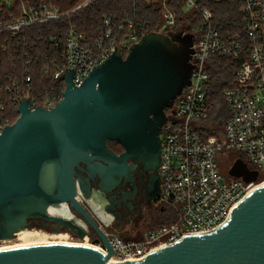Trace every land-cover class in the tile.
<instances>
[{"label":"water","instance_id":"95a60500","mask_svg":"<svg viewBox=\"0 0 264 264\" xmlns=\"http://www.w3.org/2000/svg\"><path fill=\"white\" fill-rule=\"evenodd\" d=\"M194 42L193 33H147L126 57L116 47L80 87L73 81L75 70H66L64 97L54 108L31 110L28 99L21 101L18 120L0 136V241L14 239L36 219L85 238L76 221L50 215L52 206L66 203L86 219L99 237L95 242L101 239L109 254L84 245H36L0 251V264H111L112 245L84 206L90 178L102 171L94 160L109 163L104 171L114 175L130 161L146 164L158 174L155 196L161 194L160 132L166 111L191 85ZM108 142L126 151L118 156ZM228 175L259 181L258 171L242 159ZM112 264H264V186L214 232L186 237L142 261Z\"/></svg>","mask_w":264,"mask_h":264},{"label":"built area","instance_id":"2783aa9c","mask_svg":"<svg viewBox=\"0 0 264 264\" xmlns=\"http://www.w3.org/2000/svg\"><path fill=\"white\" fill-rule=\"evenodd\" d=\"M21 11L14 12L13 5H0V36L21 40L27 29L58 22L72 13L99 0H86L73 11L64 13L60 8L41 3L38 6L25 5L21 0ZM137 1V0H134ZM159 3L165 26L175 27L178 22L176 10L170 0H145ZM181 9L198 13L201 23L195 32L192 62L195 70L191 85L180 95L172 111L167 113V122L160 132L161 138V194L156 203L177 208L178 217L169 224L153 229L140 237L124 240L117 233L102 231L114 250V263L142 261L150 253L174 245L184 238L214 232L229 219L236 208L258 185L247 183L242 178L223 174L219 159L223 153L237 152L251 171H258L259 179L264 177V0H239L244 16L246 43L240 35L224 34L214 23L213 12L201 5L206 0H174ZM219 3L222 0H207ZM8 9L9 12L5 11ZM103 31L94 41H89L71 25L59 56L47 66L44 73L51 75L63 88L61 98L53 97L41 106L31 98L32 78L25 72L21 82L6 76L0 79V136L6 126L13 125L12 110H19L21 101L28 99L29 107L54 108L64 97L67 86L66 70H75L73 78L77 87L92 73L94 67L102 65L113 52H129L138 43L139 34L134 19L127 15L123 24L117 26L112 16L102 20ZM173 31V30H172ZM120 35H124L122 39ZM9 40H6L5 45ZM6 47V46H5ZM4 47V49H5ZM54 47L60 49L61 42ZM214 56L230 57L236 61L244 58L237 70V84L224 92L225 102L230 110L224 135L206 137L201 132V123L209 118L207 85L210 81L208 61ZM18 118L20 116L17 112ZM90 241L91 234L84 228ZM79 238V237H78ZM81 239V238H80ZM99 239V237H98ZM93 244L106 256L109 250L100 239ZM110 260V261H111Z\"/></svg>","mask_w":264,"mask_h":264},{"label":"trees","instance_id":"16d2710c","mask_svg":"<svg viewBox=\"0 0 264 264\" xmlns=\"http://www.w3.org/2000/svg\"><path fill=\"white\" fill-rule=\"evenodd\" d=\"M21 1L25 5L31 6H38L44 2L50 6L60 8L64 13H69L86 0ZM169 3L176 10L178 17L174 31H178L179 24L184 21L185 24L189 22L191 26L187 27L185 31L195 32L201 23V17L198 13L183 17L181 5H177L174 0H170ZM201 6H205L213 12L214 23L222 33L240 35L246 43L244 16L241 12L239 0H222L219 3L206 0L205 4ZM13 8L16 14L20 13L21 4L18 0L13 4ZM5 11L9 12L6 7ZM105 15L112 16L117 26L123 24L125 17L130 15L136 23L139 40L150 32L163 34L168 32V30L162 31L165 22L159 3H148L145 0H99L58 22L27 29L21 40L0 36V79L10 76V78L22 82L25 79V72L29 70L33 87L30 94L31 98L41 106H45L47 100L53 97L61 98L63 88L53 81L51 75L44 73V66L49 65L53 59L59 56L71 25L75 26L77 31L85 35L89 41H94L103 31L102 20ZM123 37L124 35L119 36L120 39ZM7 39L9 42L5 45ZM55 41L61 42L60 49L54 47ZM123 56L126 57L127 52H124ZM245 59L236 61L230 57L214 56L208 61L210 76L207 85L209 118L201 123L200 128L206 137H223L225 126L230 119V110L225 102L224 92L237 84V70L240 63ZM12 114V123L14 124L18 120V114L15 110H12ZM236 156L238 159L244 158L243 155ZM263 181L264 177L260 178L258 183Z\"/></svg>","mask_w":264,"mask_h":264},{"label":"flooded vegetation","instance_id":"af4514ba","mask_svg":"<svg viewBox=\"0 0 264 264\" xmlns=\"http://www.w3.org/2000/svg\"><path fill=\"white\" fill-rule=\"evenodd\" d=\"M108 148L118 156L126 151L122 145L115 142H108ZM94 163L101 164L102 171L96 170L90 178L89 189H86L90 200H88V204L84 202V206L101 230L107 228V230L120 235L124 240L140 237L142 235L141 222L145 217V212L154 207L158 197L155 196L159 190L157 186L158 174L146 164L138 161H130L127 169H123L115 175L104 171L111 168L109 163L98 160H94ZM81 176L87 178L85 173H81ZM50 213L76 221L80 226L89 230L94 240L98 239V235L91 225L70 204L52 207ZM28 229L48 233L65 232L64 227H61L60 232H57L59 229L57 224L40 219L30 221Z\"/></svg>","mask_w":264,"mask_h":264},{"label":"rangeland","instance_id":"374dc122","mask_svg":"<svg viewBox=\"0 0 264 264\" xmlns=\"http://www.w3.org/2000/svg\"><path fill=\"white\" fill-rule=\"evenodd\" d=\"M16 2V0H0V5H6L9 7L10 5H13ZM149 3V2H148ZM183 11V17L184 16H192V12H187L184 9ZM187 27H191L190 23L185 24L184 21L181 22L178 26V31H185ZM175 27H167L164 26V29L162 31L168 30L166 34H173ZM173 30V31H172ZM186 32H192L189 30H186ZM172 109H168L167 113L170 114ZM236 153V154H234ZM236 155H241L237 152H229L225 155L223 154L219 159V168L221 169L223 174L228 175V171L234 164V162L238 159ZM245 159V158H244ZM264 182V181H263ZM262 183V182H261ZM258 183V184H261ZM178 217L177 208L173 206H166L164 207L163 204L155 203L153 208L147 209L145 212V217L143 221L141 222V231L142 234H145L153 229L159 228L165 224H169L172 221H174ZM27 232H32V234H42L44 235L45 239H47L50 242H70V243H76V244H93L94 238H90V241L86 242L84 239H80L76 236H73L70 233H48V232H40V231H34L27 229L25 230ZM110 231V230H108ZM20 233V232H19ZM18 233V234H19ZM18 234L15 236L14 239L11 240H3L0 241V248L1 247H12L14 245L20 244L24 242L23 235L18 236ZM47 235V236H46ZM62 236V237H61ZM31 240H36V238H32Z\"/></svg>","mask_w":264,"mask_h":264},{"label":"bare ground","instance_id":"6f19581e","mask_svg":"<svg viewBox=\"0 0 264 264\" xmlns=\"http://www.w3.org/2000/svg\"><path fill=\"white\" fill-rule=\"evenodd\" d=\"M264 186V182H262L261 184H258L251 192L250 194H252L254 191L260 189L261 187ZM249 194V195H250ZM89 203V202H88ZM66 204V203H64ZM63 205V204H62ZM61 205V206H62ZM68 205V204H67ZM55 207V206H52ZM51 207V208H52ZM60 207V206H58ZM50 208V209H51ZM50 213V210H49ZM51 215V213H50ZM85 228V227H84ZM38 232V231H37ZM23 235L24 238V242L14 245L12 247H1L0 251H4V250H9V249H14V248H22V247H28V246H36V245H53V244H62V245H84V246H88V247H93L95 249H97V247H95L92 244H76V243H70V242H50L47 239H45L44 235L42 234H32V232H27V231H22L18 234V236ZM47 236V235H46ZM62 237V236H61ZM32 238H36V240H31ZM110 263H114V260H111Z\"/></svg>","mask_w":264,"mask_h":264}]
</instances>
